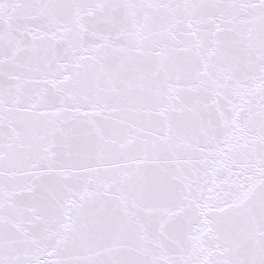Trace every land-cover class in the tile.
Here are the masks:
<instances>
[{
	"label": "snow or ice",
	"instance_id": "obj_1",
	"mask_svg": "<svg viewBox=\"0 0 264 264\" xmlns=\"http://www.w3.org/2000/svg\"><path fill=\"white\" fill-rule=\"evenodd\" d=\"M0 264H264V0H0Z\"/></svg>",
	"mask_w": 264,
	"mask_h": 264
}]
</instances>
